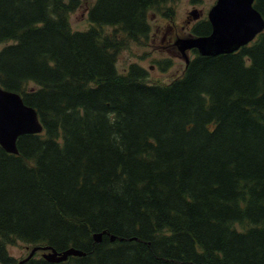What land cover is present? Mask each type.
I'll return each instance as SVG.
<instances>
[{
  "label": "trees",
  "instance_id": "obj_1",
  "mask_svg": "<svg viewBox=\"0 0 264 264\" xmlns=\"http://www.w3.org/2000/svg\"><path fill=\"white\" fill-rule=\"evenodd\" d=\"M173 1L94 0L72 30L81 0H0V86L43 127L0 146V264L17 242L84 252L20 264H264V30L166 83L119 72Z\"/></svg>",
  "mask_w": 264,
  "mask_h": 264
},
{
  "label": "water",
  "instance_id": "obj_2",
  "mask_svg": "<svg viewBox=\"0 0 264 264\" xmlns=\"http://www.w3.org/2000/svg\"><path fill=\"white\" fill-rule=\"evenodd\" d=\"M254 0H216L207 13L211 25L208 35L178 38L175 44L188 63L186 51L196 49L201 55L232 53L251 42L264 30V19L253 5ZM196 19V10L190 12ZM42 132V125L36 110L25 104L19 93L0 86V145L5 151L17 154L16 141L23 134ZM102 233L93 234V239L100 242ZM114 237L110 236V240ZM42 250V257L51 262L65 260L68 256H81L83 251L70 247L57 251L49 245L33 246L18 264Z\"/></svg>",
  "mask_w": 264,
  "mask_h": 264
},
{
  "label": "rangeland",
  "instance_id": "obj_3",
  "mask_svg": "<svg viewBox=\"0 0 264 264\" xmlns=\"http://www.w3.org/2000/svg\"><path fill=\"white\" fill-rule=\"evenodd\" d=\"M94 0H81V6L73 11L69 16L72 30H85L89 26L87 20V9ZM215 0H174L171 5L174 7L172 19L164 18L158 13H149L148 21L151 30L147 40L143 42H130L128 47L119 52L116 67L119 72H125L130 63H136L144 67L147 71L149 82L166 83L182 74L185 67L184 59L176 46H165L168 42H162L163 32L168 24L174 25L179 37H188L189 27L187 19L191 18L190 12L196 10L203 16ZM189 17V18H188ZM164 43V44H163ZM190 57V53L187 51ZM168 64L165 65L164 61ZM165 61V62H167ZM27 244L17 242L7 245L6 250L9 255L16 259L25 256L30 250ZM41 251L36 252L35 256H40Z\"/></svg>",
  "mask_w": 264,
  "mask_h": 264
},
{
  "label": "flooded vegetation",
  "instance_id": "obj_4",
  "mask_svg": "<svg viewBox=\"0 0 264 264\" xmlns=\"http://www.w3.org/2000/svg\"><path fill=\"white\" fill-rule=\"evenodd\" d=\"M205 16H203V14H201V16L197 20H193V21H191L190 19H187L186 23H187V26L189 27V33L187 36H192V33H191L192 27L195 24H197V22H199L200 20H203ZM163 34L164 35L162 38V42H164V43L168 42V44L165 46H175V40L179 37V34L177 33V30L174 29V25L168 24L166 26L165 32H163ZM192 52H194V50L189 51L190 54H192Z\"/></svg>",
  "mask_w": 264,
  "mask_h": 264
}]
</instances>
